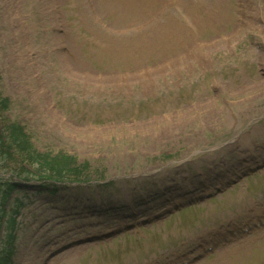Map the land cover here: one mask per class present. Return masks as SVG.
<instances>
[{"label": "rangeland", "instance_id": "1", "mask_svg": "<svg viewBox=\"0 0 264 264\" xmlns=\"http://www.w3.org/2000/svg\"><path fill=\"white\" fill-rule=\"evenodd\" d=\"M165 1L0 0L7 118L100 179L22 184L15 264H172L230 235L194 264H264V225L234 236L264 217V169L239 179L264 165V0H173L147 27Z\"/></svg>", "mask_w": 264, "mask_h": 264}, {"label": "trees", "instance_id": "2", "mask_svg": "<svg viewBox=\"0 0 264 264\" xmlns=\"http://www.w3.org/2000/svg\"><path fill=\"white\" fill-rule=\"evenodd\" d=\"M3 105V103H2ZM10 130L13 131V134L21 133V129L18 128V126H12L10 127ZM23 135V133H22ZM24 137V136H23ZM13 139V138H11ZM25 139V137H24ZM2 141V137L0 136V142ZM13 152L8 153L7 155L10 156V158H14L16 152L22 153V158H24V161L29 162L30 164L37 167L38 170V176L41 179H48L53 180L57 182L61 181H69L71 179V176H75L76 174H80V169L75 170L73 169L72 165L74 164L73 159H69L67 157H50L48 155H35L33 151V147L28 141H22L13 144ZM2 148H4V142L2 145ZM8 148V147H7ZM4 150V149H3ZM12 150V148H11ZM10 150V151H11ZM2 151V150H0ZM9 152V151H7ZM2 153H0V162H2L3 159ZM61 162L65 165V170L61 168ZM78 171V172H77ZM27 173H30L31 175H34L32 172L27 171ZM12 184L10 182H6V188L3 190L4 195H7L9 193V190H11Z\"/></svg>", "mask_w": 264, "mask_h": 264}, {"label": "bare ground", "instance_id": "3", "mask_svg": "<svg viewBox=\"0 0 264 264\" xmlns=\"http://www.w3.org/2000/svg\"><path fill=\"white\" fill-rule=\"evenodd\" d=\"M107 2L109 3V4H112V3H114L115 2V0H107ZM149 42H150V38H149ZM149 49H150V52H155V49H156V46L154 45H150L149 46ZM181 118V117H180Z\"/></svg>", "mask_w": 264, "mask_h": 264}]
</instances>
